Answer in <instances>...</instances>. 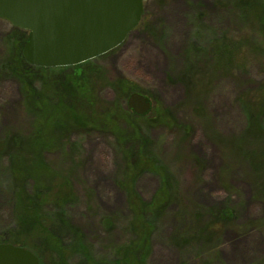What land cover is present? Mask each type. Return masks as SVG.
Instances as JSON below:
<instances>
[{
    "label": "rangeland",
    "instance_id": "374dc122",
    "mask_svg": "<svg viewBox=\"0 0 264 264\" xmlns=\"http://www.w3.org/2000/svg\"><path fill=\"white\" fill-rule=\"evenodd\" d=\"M239 14L231 0H144L141 24L121 45L97 58L106 78L96 84L129 77L157 105L145 118L154 126L149 131L148 124L143 128L160 145L162 158L180 179L190 212L228 206L237 212L216 237L203 238L198 254H186L171 238L183 227V220L175 215L177 207L172 205L154 235L149 264H178L183 259L189 264H264V197L258 193L245 157L233 153L227 142L246 130L248 120L240 97L250 91L258 93L264 80V52L251 50L246 58V50L240 48L234 56L235 67L231 71L221 67L218 73L213 72L215 62L208 52L209 37L238 32V39L241 31H250L252 23L240 20ZM250 20H255L254 14ZM10 26L0 18V44ZM192 40L203 42L208 55L199 53L190 72L187 50ZM212 72L206 89L203 81ZM103 94L108 99L114 95L111 89ZM22 102L18 81L2 75L0 137L10 131L29 134L33 130V118ZM160 114L168 126L156 119ZM183 127L186 132H182ZM72 141L77 142L78 137ZM260 145L264 147V142ZM45 156L47 164L62 173L74 168V190L82 200L69 209L71 220L93 244L97 257L113 259L109 246L126 240L123 225L129 216L127 197L118 182L122 161L114 138L95 134L87 137L80 149L66 146L48 150ZM7 171L4 158L0 160V231L12 224ZM159 184V175L146 173L137 180L136 189L150 200ZM86 189L92 191L90 203ZM103 216L114 219L110 228L102 223Z\"/></svg>",
    "mask_w": 264,
    "mask_h": 264
},
{
    "label": "trees",
    "instance_id": "16d2710c",
    "mask_svg": "<svg viewBox=\"0 0 264 264\" xmlns=\"http://www.w3.org/2000/svg\"><path fill=\"white\" fill-rule=\"evenodd\" d=\"M231 1L240 12V20H249L252 25L250 31H241L238 39V32L232 36L209 37L208 52L215 62L214 73L221 71V67L231 71L236 65L235 53L240 48L246 50L245 57L251 50L264 52V0ZM252 14L255 15L253 22ZM141 22L142 19L139 24ZM27 40L28 32L12 24L1 36L0 78L9 74L18 81L23 107L32 116L34 127L29 134L10 131L0 137V160L7 159L12 199V224L0 231V243L9 242L31 250L40 264H102L107 261L108 264H149L154 235L169 208L175 205V215L183 220V227L172 235V241L182 252L198 254L197 247L203 238L216 237L218 230L237 212L231 206L190 212L183 200L180 179L162 158L160 145L143 128L149 122L145 118L155 112L157 105H152L145 114L129 108L127 100L131 93L145 94L129 77L96 84L106 78L98 57L70 66L31 64L23 53ZM203 46V42L190 41L187 50L190 72L194 71L195 57L199 53L207 54ZM213 72L206 76L204 84L201 82L206 89ZM106 89L112 90L111 99L104 98ZM240 98L247 115V131L227 142L233 153L245 157L258 193L264 197V147L260 145L264 142V80L256 95L250 91ZM199 108L202 111V107ZM156 119L165 121L161 124L168 126L162 114ZM153 126L148 124L147 130ZM182 132H186V127ZM95 134L115 140L122 161L118 182L128 202L129 216L123 225L128 237L110 244L113 259L97 257L93 244L71 220L69 209L82 200L81 194L74 190L71 176L74 168L62 173L47 164L45 156L48 150L66 146L80 149L84 140ZM74 136L78 137L75 143ZM146 173L160 178L159 188L150 200L141 197L136 189L137 180ZM85 197L90 203L92 191L86 189ZM101 221L108 228L114 224L110 216H103ZM178 264H189V260L183 259Z\"/></svg>",
    "mask_w": 264,
    "mask_h": 264
},
{
    "label": "water",
    "instance_id": "95a60500",
    "mask_svg": "<svg viewBox=\"0 0 264 264\" xmlns=\"http://www.w3.org/2000/svg\"><path fill=\"white\" fill-rule=\"evenodd\" d=\"M144 0H0V18L28 32L24 56L31 64L56 67L95 59L121 45L140 23ZM128 107L152 108L149 96L133 92ZM0 264H40L31 250L0 243Z\"/></svg>",
    "mask_w": 264,
    "mask_h": 264
}]
</instances>
